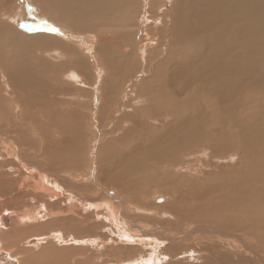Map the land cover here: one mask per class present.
Returning a JSON list of instances; mask_svg holds the SVG:
<instances>
[{
	"label": "bare ground",
	"instance_id": "obj_1",
	"mask_svg": "<svg viewBox=\"0 0 264 264\" xmlns=\"http://www.w3.org/2000/svg\"><path fill=\"white\" fill-rule=\"evenodd\" d=\"M144 1L145 12L161 14L150 17L156 31L136 47L135 0H27L21 11L0 0V208L6 211L0 213V250L16 261L15 253L26 249L19 248L23 227L40 219L38 203L23 201L31 197L59 225L53 229L59 240H85L78 227L100 216L127 241L153 251L167 244L154 261L138 246L114 243L106 247L116 252L102 261L107 264L165 263L163 254L170 260L180 243L192 247L190 236L194 246L213 250L227 242L233 246L227 255H250L264 264L255 246L264 249V113H253L264 102L256 105L252 95L250 106L243 105L252 111L236 112L245 88L258 80L264 88V0H177L172 26L163 32L166 0ZM48 22L58 35L16 28ZM88 56L95 63L91 84ZM119 70L133 94L124 102ZM140 73L145 75L136 77ZM89 88L96 90L94 107L84 98ZM91 113L95 122L109 119L110 126H96L93 137L108 138L96 139L87 168ZM200 150L216 163L236 156L240 164L194 182L185 193L173 170L181 156ZM28 180L39 192L23 190ZM155 185L161 188L154 192ZM189 202L196 213L184 212ZM185 215L196 216V223L171 233ZM66 224L73 231L64 236ZM237 229L257 242L246 241ZM136 250L137 257H128ZM209 253L203 264H210Z\"/></svg>",
	"mask_w": 264,
	"mask_h": 264
},
{
	"label": "rangeland",
	"instance_id": "obj_2",
	"mask_svg": "<svg viewBox=\"0 0 264 264\" xmlns=\"http://www.w3.org/2000/svg\"><path fill=\"white\" fill-rule=\"evenodd\" d=\"M176 1L177 0H174V1L173 0H168V1L166 0L165 1V5L163 6L164 7L163 9H164V14L166 17L164 19V25L161 27L162 32H163V30H167L172 26V19H173V17H172L173 16L172 4L174 6L173 8L177 7ZM26 2H27V0H8L7 6L9 8L18 7V10L21 11V10L25 9L26 6H27L26 8H28V5L26 4ZM144 3H145L144 0H135V2L133 3L134 7H135L134 11H136V15H140V18H139L140 20H137L136 26H134L132 28L135 31L133 40H134V44L136 45V47L139 46L140 44L143 45L145 42L146 43L148 42L147 41L148 37H149V35H147L148 32L154 33L156 31L155 26L152 24V18H150V17L157 15V14H161L159 12L160 9H158V11L145 12L147 8H145L146 6ZM30 17L31 18L28 17V21L34 22L35 21L34 16L32 17L30 15ZM43 18H45V17H42V19ZM145 18H147V21L144 20ZM29 19H31V20H29ZM142 20H144L145 22H142ZM138 21L140 23H138ZM17 27L19 28L20 31H24L25 33H27L29 35L30 34L32 35V33H35L36 31L53 33L54 35H58L57 32L52 30V28L53 29H55V28L53 27V24L51 22H48L47 24H43V25H41V27L28 26V24H23V27L16 26V28ZM83 45L84 46L86 45L85 47H87L88 43H83ZM84 51H86V50H84ZM36 53H38V52H35V54ZM163 55H164V52H163ZM139 57L137 60V62H138L137 64H139L141 61V65H142L143 63H142L141 56H139ZM89 61H90V63L91 62L93 63V64L91 63V67H90L91 77L88 80L89 83L91 84L93 79H94L93 75L95 73V70H94V66H95L94 64L95 63L90 57H89ZM119 73L120 74H118V72L116 73V75L118 76L117 78H119L118 79V81H119L118 91H121L123 89V92L125 95L122 94V98L120 101L124 102V101H126L127 97H131V96L133 97V94L130 95L129 86H128L129 84L125 83V77L127 75L125 76V74H123V73L121 74L120 70H119ZM144 75L145 74L140 73V74H137L136 77L139 78V76L141 77ZM111 76H113V75H111ZM120 78H122V80ZM95 80H96L95 81V84H96L98 78L97 79L95 78ZM261 82H262V80L254 81L253 84L250 85V87L245 88L247 90L246 92L250 93L249 95H247L246 92L245 93L244 92L243 93L238 92V93H240L241 96H245L246 100L242 101L240 97L237 98L238 100H241V102H242L239 110L236 109L237 114L241 113L243 115V113L246 111H252V108H250V107L249 108L243 107V105H247V104L250 106V99H251L252 95H254V97H253L254 102L255 101L257 102L256 105L260 104V102H264V92H263L264 88L260 85ZM196 85L197 84H194V87H196ZM87 90L88 91L85 93L82 92V90H80L81 92L76 91L75 93H79V92L82 94L84 93V95L87 96V97L84 96V98L88 101V103L91 102L92 106L94 107L96 105V102H94L93 99H95V97H96V90H94L93 93L91 92L92 90L90 88ZM99 94H101V93H99ZM99 94H98V96H99ZM89 97L91 98L90 101H89ZM60 98L65 99V97H63V96ZM75 100L76 99L74 98V101ZM260 100H263V101H260ZM207 102H209V101H207ZM262 105H263V108H256L253 111V113L254 114H257L259 112L264 113V104H262ZM256 107H258V106H256ZM35 115H36V117L39 116L38 113H36ZM92 116L93 115L91 113V120H90V124L92 123L91 128L89 126L85 127L86 128L85 129V135L87 138V140H85V146H86L85 155L88 158L87 164H86L87 168L89 167L88 164L90 163L89 154L95 152L94 151L95 150V143L97 142V140L100 139V143H101L102 141H104L108 138V134L101 135L100 137L98 136L97 138H94L93 134H95V132L101 131V130L106 131L108 126H110V125L106 126L109 119L107 120L106 118H104L103 120H99V121L95 122V120L92 119ZM228 120H230V119H228ZM96 126H97V131L95 130ZM230 131H232V129H230ZM93 139H95V140H93ZM202 154L203 153H201V150H200V151H197L196 154L194 153V155H191V154L188 156L185 155L187 157L181 156L180 157L181 159H179V162H178L179 167H176L173 170V172L177 175V180L174 183L176 184L178 189H184L185 193H186L188 187L191 184H193L194 182H203L204 180H206L208 178V175L212 176V174L224 173L225 171H227L226 169H229L230 167L236 168L240 164L238 159H236V156H233V160H235V161L229 160V159H223V160L220 159L219 162L216 163V161H214V159L211 158L210 156L207 157L205 154H203V155ZM187 158H189V159H187ZM182 162H185V163H182ZM227 165H229V167ZM7 169L5 167H3L2 171L8 172ZM221 170H222V172H221ZM160 188L161 187H159L158 185H155L154 187H152L151 190L155 192L156 190L158 191ZM23 190H27V191L32 190L35 192H39L38 187L29 180L27 182H25V184L23 185ZM165 192L169 194V199H170V197H171L170 192L167 189L165 191H163V193H165ZM174 194H176V192H173V195ZM47 200H52V199L48 198ZM1 201L2 200L0 199V202ZM23 201H24V203H27L28 205H33V204L36 205L38 203L36 211H39V218H40L39 223L23 227V229H25V230L22 229V231L20 233L22 235H20L18 238L19 239V245H21V246H19V245L18 246H19V248L23 247L24 249L25 248L26 249L24 250L23 254L15 253V255H17V256L20 255V256H18V261L13 259L16 257L11 258L9 256V254L7 253V250H0V264H18L19 262H20V264H107V263L102 262V261H105L106 259L113 257L116 252L110 248L106 249V247H109V245H114V243H118V242H119L118 244H120V245L123 244V245H127V246H138L142 249L143 253L144 252L148 253V255H146V253L143 254L144 256H147V257L153 256L154 257L153 260L157 261V251L162 246L167 245V244H163V245L161 244L160 248H156L153 251L149 244L145 243L143 245V244H138L136 241H127L123 237L118 236L117 228H115L113 225H111V223H113V222H109L108 220H105L103 217H100V216H99V219H97L96 217H93V216H89V218H88L89 226H84L81 228L78 227V233H80L79 238L84 237L82 239H85V240H82L79 243H73L72 240H70V238H67V240L62 241V240H59L58 238H55L56 233L54 230L56 228L58 229L59 225L50 222L49 217L44 214L45 210L43 209V205H41L40 202H35L34 199H32L31 197H26L23 199ZM99 201H102V200L99 199ZM187 204H188L187 205L188 207L184 208L185 213H186V210L191 212L190 214H194L197 212L195 209H198V207H194V206H196V204H194L193 202H189ZM62 205H63V203H62ZM190 205H192V206H190ZM203 207H207L206 203H204ZM86 211L90 212L91 210H86ZM87 212H85V213L87 214ZM0 213L4 214V213H6V211H2L0 208ZM136 213H133V214H136ZM110 215H111V212H110ZM185 216H188L187 219L181 220L177 224L176 229H178V230H172V231H170L171 233L178 232L179 230L185 229V228L189 227L190 225H194L196 223V219H197L196 216H192V215H185ZM111 218H112V215H111ZM99 220H101L102 222ZM98 224L101 226H99ZM104 224H106V227H103ZM123 224H124V222H123ZM66 225L68 226V227L66 226L67 228H62L64 230L63 231L64 236H67L66 235L67 232L73 231V229H70L68 224H66ZM65 231H67V232H65ZM236 232L238 234H240L243 238H245V240L248 242H251V241L257 242V240L255 238H253L252 236L247 235V234H243L242 230H240V229H237ZM102 233L105 234L107 237L102 236L101 235ZM23 235L25 238L22 237ZM36 236H39L40 238L42 237L40 239V241L35 240ZM157 236L161 237L160 235H157ZM193 237L194 236H190L187 239V241L190 242V245L192 247L185 248L184 242L180 243L177 246V248L172 252L173 255L171 256L170 260H168L169 259L168 254H163L165 257L164 258L165 260L163 262H165V261L166 262L162 263V264H201V263L203 264L204 260L206 259L207 255H208V252H210L209 254L213 255V256H211L212 259L209 260L210 264H259V260L258 261L254 260L253 256H250V255L243 256V257L231 256L229 254L227 255L229 250H231L233 248V246L231 244L230 245L227 244V242L223 243V245H225V246H218L217 245L216 247H214L213 250H211V249L205 250V249H202L199 245L194 246V244L197 242V240L196 239L192 240ZM159 241H160V239H159ZM70 242H71V244H70ZM80 243H82V244H80ZM97 243L104 244L105 250H103L101 248V246ZM35 244H37V245L35 246ZM150 244H153V243L150 242ZM226 245H228V246H226ZM255 246L260 248L261 251H263V253H264V249L262 248L260 243H258ZM19 248H17V249H19ZM226 251H227V253H226ZM136 252L135 251L133 252L134 256L128 255V257H130V256L134 257V258L137 257L139 251L136 250ZM23 256L25 257V260H24ZM20 258H21V260H20ZM141 259H144V258H141ZM128 262L129 261H127L126 263L124 262V263H120V264H128ZM110 264H117V263H110ZM146 264H151V263L148 262Z\"/></svg>",
	"mask_w": 264,
	"mask_h": 264
}]
</instances>
